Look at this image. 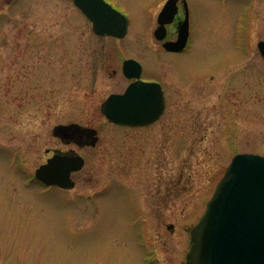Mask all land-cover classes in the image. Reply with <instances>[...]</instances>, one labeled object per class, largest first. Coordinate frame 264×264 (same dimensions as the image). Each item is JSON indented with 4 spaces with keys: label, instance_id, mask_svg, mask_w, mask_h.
I'll list each match as a JSON object with an SVG mask.
<instances>
[{
    "label": "rangeland",
    "instance_id": "obj_1",
    "mask_svg": "<svg viewBox=\"0 0 264 264\" xmlns=\"http://www.w3.org/2000/svg\"><path fill=\"white\" fill-rule=\"evenodd\" d=\"M107 1L129 18L121 38L74 0H0V264H185L233 156L264 155V0H188L181 52L154 35L166 0ZM128 57L165 89L149 125L101 111L129 83ZM71 122L97 128V144L53 134ZM56 150L85 157L73 188L35 178Z\"/></svg>",
    "mask_w": 264,
    "mask_h": 264
},
{
    "label": "water",
    "instance_id": "obj_2",
    "mask_svg": "<svg viewBox=\"0 0 264 264\" xmlns=\"http://www.w3.org/2000/svg\"><path fill=\"white\" fill-rule=\"evenodd\" d=\"M93 23L98 34L123 37L129 19L106 0H74ZM178 0H168L159 14L155 36L163 40L166 23L173 21ZM186 18L176 40H165L163 46L172 51L183 49L189 38V8L183 0ZM264 56V40L258 42ZM123 71L131 82L122 93L110 94L102 103L106 117L120 124L145 125L157 120L165 109V96L159 82L140 78L142 66L133 58L126 59ZM94 127L78 122L60 123L53 134L64 142L96 145L99 136ZM84 135L87 140L81 141ZM85 164L74 150H56L35 170V177L44 184L73 188L72 173ZM173 227V225H170ZM185 264H264V155L252 152L236 154L219 181L200 221L191 229V248Z\"/></svg>",
    "mask_w": 264,
    "mask_h": 264
},
{
    "label": "flooded vegetation",
    "instance_id": "obj_3",
    "mask_svg": "<svg viewBox=\"0 0 264 264\" xmlns=\"http://www.w3.org/2000/svg\"><path fill=\"white\" fill-rule=\"evenodd\" d=\"M181 4H182V5H181ZM163 6H164V4H163ZM177 6H178V12H177V14L175 15L173 21H172L171 23H169V24L166 25V26H167L168 33H169V25H171L172 23L177 22V23H178V24H177V28H179V24H180V22H181V20H179V12H180V8H181V6H182L183 9H184V3H183V1H182V0H178V2H177ZM162 8H163V7H162ZM157 19H158V17H157ZM157 22H158V20H157ZM158 25H159V23L157 24V26H158ZM166 39H173V38H170V37L168 36V34H167ZM161 42H162V41H161ZM144 79H146V78H144ZM132 80H133V79H130L129 82L132 81ZM146 80H152V79H146ZM163 88H164V86H163ZM164 90H165V89H164ZM80 140H81L82 142L85 141V140H87V136L84 135L82 138H80Z\"/></svg>",
    "mask_w": 264,
    "mask_h": 264
}]
</instances>
